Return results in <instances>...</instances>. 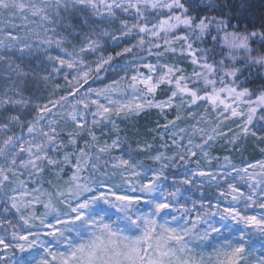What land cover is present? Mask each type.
Listing matches in <instances>:
<instances>
[{
	"label": "snow or ice",
	"instance_id": "6c2138e0",
	"mask_svg": "<svg viewBox=\"0 0 264 264\" xmlns=\"http://www.w3.org/2000/svg\"><path fill=\"white\" fill-rule=\"evenodd\" d=\"M249 7L247 0H0V62L38 58L32 78L47 91L43 102L25 98L29 73L6 65L0 264H264V250L251 243L256 234L264 240V159L237 165L211 154L221 140L228 151L249 136L264 141V85L248 87L253 77L264 80V15L250 28ZM106 37L117 47L122 38L136 42L88 63ZM169 54L176 63L163 61ZM116 58L126 59L113 65ZM117 68L123 75L111 83H89ZM152 110L165 122L149 129L152 141L137 143L134 151L146 155H114L131 143L116 119ZM185 118L194 123L181 126ZM228 121H238L236 130L224 127Z\"/></svg>",
	"mask_w": 264,
	"mask_h": 264
},
{
	"label": "rangeland",
	"instance_id": "374dc122",
	"mask_svg": "<svg viewBox=\"0 0 264 264\" xmlns=\"http://www.w3.org/2000/svg\"><path fill=\"white\" fill-rule=\"evenodd\" d=\"M89 15L87 12H84L82 14V16H87ZM80 19L81 17H76V22L77 24L79 25L80 24ZM16 23H20V21H16ZM5 25L0 23V28H4ZM82 30L83 31H86L87 30V26H82ZM18 32L20 30H17ZM20 34H23L22 32H20ZM3 34L0 33V39H3ZM105 40L107 41L106 44H104V47H103V50L102 52H97L95 54H92V55H89L87 57V62L88 63H91V64H94V62L96 61V59L100 56V55H108L110 54V52L113 50V49H116L118 51H121V48H123L124 46H127L129 45L130 43H134L135 40L132 39L131 37H127V38H122L121 41H119V46L117 47L116 45L113 44V42L108 39L107 37L105 38ZM56 50L53 49V54H55ZM167 58V57H165ZM164 62H168V63H176L174 61H171L169 59L167 60H163ZM11 62V63H20V67L23 68L26 72L29 73V76L26 80V83L23 87V93H24V96L25 98H31L32 99V102L35 103L37 101H46L47 99V91L45 90L42 82L39 80V79H33L32 76L33 74H38L40 71H41V66L39 64V59L38 58H30V59H25L21 62V60L18 58V57H12L11 58V61H2L0 62V90H3V87L6 83V79H5V76H4V71L6 69V65ZM153 63H156V62H153ZM119 65V64H118ZM141 71H145V69H141ZM123 75V73L119 70V68L116 69V71H112L111 69H109L107 72L105 71H101L99 73V76L101 77V79H94V80H91L89 83L91 84L92 87L94 88H101L103 87L105 84H108V83H111V81L113 79H118L119 76ZM59 82L61 84L64 83L62 77L59 78ZM85 87H88V85H85ZM158 98V97H157ZM164 98V97H163ZM158 99H161V98H158ZM196 111H200V109H196ZM175 115V111H169L168 112V117L169 119H171L173 116ZM181 126H186V125H189V124H192L194 123L193 120L191 119H187L185 118L184 120L182 121H179L178 122ZM238 121H228L226 123V125L224 126L225 128H228V127H231L232 129L236 130V125H237ZM116 124L120 130V135L121 137H125L127 136V139L131 142L130 144L129 143H125L122 145V147L115 151L113 154L114 155H120V154H125V155H128V154H131L133 156H135L137 159H140V158H143L144 153H137L135 152V148L137 146V143H143L145 140H149V141H152V138L151 136L149 137H146L145 139H140V138H137L135 135H132L126 128H125V124H127V120L125 119H116ZM204 127H207V125H202ZM97 131V134L101 136L102 139H107L108 136H105V135H102L101 133V130L100 128H97L96 129ZM160 131H163V129H160ZM104 132L105 133H110L112 136H115L116 133L115 132H112V129H111V126L110 125H105L104 126ZM243 141H246L245 139H242L240 142H239V146L242 144ZM155 143L159 144V141H155ZM222 144L223 148H226L228 145L224 144L223 140L219 141L215 147L212 149V155H215V156H220L221 159L223 158V156L225 155H229L233 161V163L237 164V165H244V164H247L249 162H255L259 159H264V153L261 154V156L256 159V160H249V158L246 156H240L238 154H235V153H227L226 151H228V149H223L221 148V146H218V144ZM229 147V146H228ZM263 147H264V143H263ZM242 158V159H241ZM195 159V158H194ZM146 163H150V161H146ZM203 161H201V164L203 165ZM190 166H193L194 165H190ZM213 167L215 166V161L213 162ZM241 187H243V185H241ZM259 211V210H257ZM251 243L252 245L258 250L257 251V254L259 253V251L261 250H264V247H262V245H264V240H262V238L256 234L252 237V240H251ZM19 255V253L17 254ZM27 255V254H25Z\"/></svg>",
	"mask_w": 264,
	"mask_h": 264
},
{
	"label": "trees",
	"instance_id": "16d2710c",
	"mask_svg": "<svg viewBox=\"0 0 264 264\" xmlns=\"http://www.w3.org/2000/svg\"><path fill=\"white\" fill-rule=\"evenodd\" d=\"M247 3L250 5V7L247 9V11L244 13V16L246 19L244 20V23L249 25L250 28H256L259 27L261 21V16L264 15V0H247ZM136 42V41H135ZM134 42V43H135ZM122 50V48H121ZM116 49H113L110 54H114ZM167 58H163V60H171L174 62H177V58L173 57L171 54L166 56ZM131 57H128L127 59H130ZM126 58H116L113 60V65L123 64L125 62ZM150 62H156L155 57H149ZM180 63L182 66H184L188 72H191L192 68L185 60H181ZM106 68L108 66H105ZM261 85H264V80H261L258 77H253L248 82L249 88H260ZM158 98L164 97V92L160 91L157 93ZM159 119L160 123H164L162 117H158V113L156 110H152L148 114L144 115L142 114L140 117L135 119H128L127 124H125V128L132 134L135 135L137 138L145 139L146 137L151 136L149 134V129H155L156 128V121ZM152 138V136H151ZM264 141L257 140L255 137L249 136L246 141H243L242 144L239 147V150L237 151H226L227 153H235L242 156H247L249 160H256L261 156L260 148L263 147ZM218 146H221L223 148L222 144H218ZM228 149V146L226 148ZM243 158V157H242ZM241 158V159H242Z\"/></svg>",
	"mask_w": 264,
	"mask_h": 264
}]
</instances>
